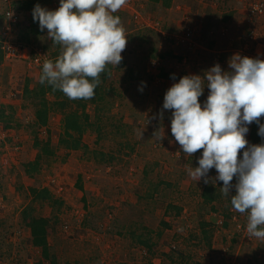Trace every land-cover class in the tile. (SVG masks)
Masks as SVG:
<instances>
[{"label":"rangeland","instance_id":"rangeland-1","mask_svg":"<svg viewBox=\"0 0 264 264\" xmlns=\"http://www.w3.org/2000/svg\"><path fill=\"white\" fill-rule=\"evenodd\" d=\"M17 1L21 0H0L1 50L14 46L17 25L26 23L25 14L12 10ZM258 1L171 0L163 8L149 0H127L114 13L122 17L127 38L122 61L108 65L103 100L97 107H86L89 126L76 149L60 142L62 117L57 111L51 110L47 126L35 131V110L23 96L26 86L37 88L44 61H53L58 52L50 44L48 30L31 50L17 46L20 50L16 47L14 55L2 51L0 109L12 121L8 127L0 122V264L42 260L22 222L27 207L33 216L48 218L47 241L59 264H264V239L248 233L247 213L231 205L236 178L229 196L221 191L223 182L215 180V168L208 173V183L203 177L193 179L189 171L199 167L203 149L186 155L171 133L172 110L163 109L167 90L184 76L205 80L198 98L202 106L209 95L205 73L219 63V57L216 61L196 52L194 36L204 37L201 24L195 27L203 17L201 11L230 17L227 34L217 35L220 30H214L212 37L216 51L229 49L234 56L244 48L249 32L264 39V17L250 13V6ZM59 7L60 0H50L43 8ZM144 32L160 58L139 48L138 37ZM34 55H44L41 65L27 61ZM142 82L143 92L139 91ZM260 123L264 124V117ZM157 131L160 140L154 139ZM35 134L41 142L49 140L55 154L44 157L39 169L27 176L24 164L38 153ZM30 188L47 189L62 205L33 201ZM205 189L214 197L211 202L202 198Z\"/></svg>","mask_w":264,"mask_h":264},{"label":"clouds","instance_id":"clouds-1","mask_svg":"<svg viewBox=\"0 0 264 264\" xmlns=\"http://www.w3.org/2000/svg\"><path fill=\"white\" fill-rule=\"evenodd\" d=\"M126 3L60 0L55 11L37 4L34 22L60 45L55 63L44 61L40 83L47 82L71 100L92 99L106 66L122 61L127 38L120 17L113 14ZM229 68L232 71L225 72L216 64L205 73L209 95L203 106L198 98L203 95L205 80L192 75L167 90L163 109L172 110L171 133L182 151L191 156L203 149L199 167L190 169L189 175L197 180L203 177L208 183V173L215 168V180L223 182L225 196L235 177L231 205L239 213H247L248 233L264 239V143L249 145L246 139L252 123L258 124V135L264 138V124L260 123L264 117V60L236 54ZM142 85L141 92L146 87L144 82ZM159 133L154 132L155 140L163 138ZM242 149L243 156L238 158Z\"/></svg>","mask_w":264,"mask_h":264},{"label":"trees","instance_id":"trees-1","mask_svg":"<svg viewBox=\"0 0 264 264\" xmlns=\"http://www.w3.org/2000/svg\"><path fill=\"white\" fill-rule=\"evenodd\" d=\"M50 0H21L17 2H13L12 10L15 11V14H25L26 15V23L21 25L19 23L17 25V31L14 36L13 42L14 46L17 47H28L30 50L32 47L37 46L38 36L43 34V31L40 30L39 22L33 20V9L39 4L42 8L48 3ZM171 0H149L150 4L160 5L163 8H168L170 6ZM212 13V12H211ZM209 12L208 15V24L207 27L203 30L204 37H201V42L208 49L214 47V39L212 37L213 31L217 26L216 23L218 21L217 14L213 15ZM118 16V14H113ZM230 18V17H229ZM122 19V17L120 18ZM222 20H227L226 16H222ZM147 30L148 33L152 34L153 32ZM13 31V29H12ZM212 34H211V33ZM211 34V35H209ZM139 48L143 50V52L147 55H153L152 57L160 58L161 55L157 54L156 47L153 46L151 39L147 36V33L144 32L140 34L138 37ZM50 44L58 49V52L55 53V59L52 61L55 63L57 58L60 55V45L53 42L50 38ZM17 47V48H19ZM42 48V45H39ZM0 47V64L2 63L3 55ZM33 54V51H31ZM142 52V51H141ZM35 56V55H34ZM32 56V57H34ZM110 66H106V69L103 73L100 74L101 83L95 89V95L92 99H77L71 100L69 99L62 91L59 89H54L52 85H49L47 82L44 84L39 83L36 89H29L27 86L24 88V98L27 102L35 110V121H34V129L35 131L39 127H46L49 118V112L51 110L57 111L62 117V128H63V137L60 142H64L67 149H76L80 146L81 138L86 131V128L89 126V116L86 113V107L89 104L98 105L102 100L105 92L102 90V83L105 81L106 76L108 75V69ZM42 75V74H41ZM40 75V76H41ZM164 76V73L161 74ZM91 81V78H89ZM52 97V102L48 101L47 97ZM97 107V106H96ZM8 110H11V107H8ZM7 116V117H6ZM12 121V116L5 115L4 109H0V122H4L5 127H8V122ZM259 126L256 123L252 124L250 132L248 134V142L249 145H259L264 143V138L258 135ZM34 133V131H33ZM33 145L37 149L38 153L33 161L27 162L24 164V173L27 176H32L41 166V161L44 157H52L55 152L53 148L50 146V141L46 140L45 142H41L37 135L33 138ZM80 187V185H78ZM81 189V187H80ZM30 192L32 195L33 201H47L51 202V207H60L62 202L59 200L52 199V196L49 194L47 189L38 190L36 188H30ZM202 198L205 202H211L214 197L208 193V190L205 189ZM84 200V198H83ZM32 208H25L22 215V222L26 228H28L31 237L32 246L39 249L41 254V259L37 261L35 264H59L56 256L51 253L50 246L47 241V237L50 234L49 220L44 217H35L31 212ZM164 226L166 224L163 223ZM206 232H203V238H207ZM140 244L147 246L149 245L143 241H140Z\"/></svg>","mask_w":264,"mask_h":264},{"label":"built area","instance_id":"built-area-1","mask_svg":"<svg viewBox=\"0 0 264 264\" xmlns=\"http://www.w3.org/2000/svg\"><path fill=\"white\" fill-rule=\"evenodd\" d=\"M250 13L252 14V16L256 15V17H258V18L264 17V0H260L256 3H254L253 5H251L250 6ZM16 20H17V16L14 15L13 19L11 21L13 23H15ZM245 38H246L245 44H244L245 50H243L244 49L243 48L242 50H240L238 52V54L241 57L248 56V57L253 58V59L264 60V39H262L260 34L257 35L254 31H251L245 36ZM3 45L5 46L7 44L4 43ZM6 47H3V49L6 50L5 51L6 55H8V54L14 55V53L16 52L15 51L16 47L12 46V48H11L8 45ZM17 50H20V49L17 48ZM26 59L28 62H30V64H32L34 66H39L43 63L45 57H44V55H37V56L35 55L33 58L29 57Z\"/></svg>","mask_w":264,"mask_h":264},{"label":"crops","instance_id":"crops-1","mask_svg":"<svg viewBox=\"0 0 264 264\" xmlns=\"http://www.w3.org/2000/svg\"><path fill=\"white\" fill-rule=\"evenodd\" d=\"M243 11H245V9L243 10ZM209 12L210 11H207V12H205V10L203 9V11H201V14H202V16L203 17H205L206 15L208 16L209 15ZM246 12L248 13V11L246 10ZM244 13V12H243ZM197 14H198V12H197ZM206 14V15H205ZM222 16L224 17V16H226L227 17V20H222ZM195 17H196V15H195ZM203 17H201L200 16V19L198 20L199 22H196L195 23V27L197 26V25H200L201 24V26H200V30H204L206 27H207V24H208V19L206 20L205 18H203ZM208 18V17H207ZM217 18H218V21H217V23H216V27H215V30L218 32L219 30H220V33H217V35L218 34H221L222 36H224V35H226L227 34V32H228V30H227V27H229V25H230V22H228L229 21V16L228 15H221V16H217ZM249 21V20H248ZM197 28V27H196ZM211 33V32H210ZM212 34V33H211ZM220 36V35H219ZM196 36H194V39H195V44L197 43V45L199 46V50H197L196 52H198V53H203L204 54V56H209V57H212L213 58V60H218L217 58L219 57V60H218V64L220 65V67H221V69L222 70H225V72H227L228 70H229V68L227 67V64H228V62H229V57L232 55V53H231V51L229 50V49H226V50H222V51H216V48H214L215 47V45H214V49L213 48H211V49H208L206 46L205 47H203L204 46V44L203 43H201V42H199V38L200 37H196ZM217 39H219V38H217ZM215 40V39H214ZM215 42V41H214ZM202 54V55H203ZM207 56V57H208ZM233 56V55H232ZM228 66H229V64H228Z\"/></svg>","mask_w":264,"mask_h":264}]
</instances>
